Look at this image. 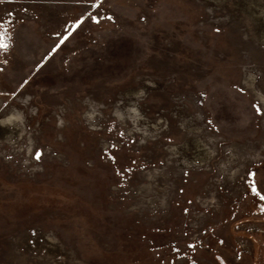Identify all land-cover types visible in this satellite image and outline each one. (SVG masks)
I'll list each match as a JSON object with an SVG mask.
<instances>
[{"label": "rangeland", "instance_id": "374dc122", "mask_svg": "<svg viewBox=\"0 0 264 264\" xmlns=\"http://www.w3.org/2000/svg\"><path fill=\"white\" fill-rule=\"evenodd\" d=\"M155 23L206 81L143 70ZM0 37V264H264V0H0Z\"/></svg>", "mask_w": 264, "mask_h": 264}, {"label": "bare ground", "instance_id": "6f19581e", "mask_svg": "<svg viewBox=\"0 0 264 264\" xmlns=\"http://www.w3.org/2000/svg\"><path fill=\"white\" fill-rule=\"evenodd\" d=\"M149 29L151 30L153 29L154 34L156 36V40H154L155 42L153 43L152 42L148 43V47L151 48L149 55L153 56V59L150 57L145 59V63H144L145 65L143 66V70L149 71L146 65V63H148V60L149 61L154 60V59L170 60L172 62L175 61V64L173 65V68L171 69L177 72L179 75L187 74V75L194 76V77L202 76V79L206 81L207 79L206 75H208L211 69H213V67L215 66H219L218 62L215 61L216 59H214V55L216 54L218 49L211 47V44L208 40L202 39L200 38V36L194 35L191 32V30L190 32H188L187 37L190 39H194L195 43L189 42L187 40V37L183 35L182 30L181 31L179 30L164 31L163 27L157 25L156 23L153 24V26L150 27ZM165 39L167 40L165 41ZM192 67L194 68V70L192 69ZM194 123L196 122H194L193 119L187 123L188 125L186 129L187 133L191 132L190 127ZM238 137L240 138V136ZM188 148H189V145L179 146L178 148H176L175 153H180L179 152L180 150H182V153H188L190 152L189 150H191Z\"/></svg>", "mask_w": 264, "mask_h": 264}, {"label": "snow or ice", "instance_id": "6c2138e0", "mask_svg": "<svg viewBox=\"0 0 264 264\" xmlns=\"http://www.w3.org/2000/svg\"><path fill=\"white\" fill-rule=\"evenodd\" d=\"M82 22H83V19L81 18L80 20L77 21V24H80ZM65 39H67V37H65ZM7 46H8L7 44L3 43V37H0V47L6 48ZM57 47H59V46H57ZM53 51H55V49H53ZM257 111L259 112V108H257ZM254 191H255V189H254ZM262 198H264V197H262Z\"/></svg>", "mask_w": 264, "mask_h": 264}]
</instances>
